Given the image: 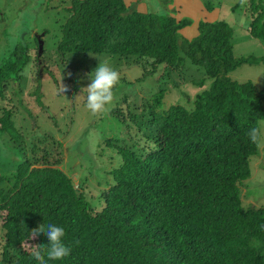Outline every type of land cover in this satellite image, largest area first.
<instances>
[{
    "label": "trees",
    "instance_id": "1",
    "mask_svg": "<svg viewBox=\"0 0 264 264\" xmlns=\"http://www.w3.org/2000/svg\"><path fill=\"white\" fill-rule=\"evenodd\" d=\"M240 7L250 37L264 40V4L240 0L233 9ZM65 12L57 52L71 77L79 70L76 58L89 59L91 68L106 56L140 69L137 84L154 76L156 85L140 105L129 100V80L114 89L125 87L120 109L127 116L118 107L111 112L121 128L101 151L115 164L101 176L107 187L99 193L101 207L91 205L87 178L75 185L50 154L37 157L42 140L26 151L13 109L0 108V134L20 154L8 176L0 175V264H38L32 244L49 241H29V232L48 222L65 230L72 248L48 264H264V207L244 208L241 193L259 154L247 132L264 121V90L229 77L263 60L236 58L233 30L223 21L199 22L188 40L179 32L191 20L141 13L123 0H72ZM26 51L17 46L0 62V104L27 67L35 65L34 78L40 72L38 49L34 58ZM189 69L202 77L180 82L203 89L211 80L209 86L190 106L163 107L177 76Z\"/></svg>",
    "mask_w": 264,
    "mask_h": 264
},
{
    "label": "rangeland",
    "instance_id": "2",
    "mask_svg": "<svg viewBox=\"0 0 264 264\" xmlns=\"http://www.w3.org/2000/svg\"><path fill=\"white\" fill-rule=\"evenodd\" d=\"M71 1L0 0V62L16 50L17 46L26 48V53L34 58L38 49L37 37L43 41V51L37 62L40 70L37 77L34 78L35 71H32L35 65L27 67L24 80L19 83V87L16 85L9 87L6 102L1 103L0 108L13 109V121L22 136L20 142L26 151H29L37 140H42L41 144H37L39 148L37 157L41 158L45 153L50 154L49 161L59 162L57 167L71 178L75 185L81 184V181L87 178L88 182L83 186L86 192L94 195L93 199H90L91 205L101 207L99 193L107 189L103 186L106 178L101 176L115 165L114 159H110L105 151H101L106 148L104 141L117 137L121 128L119 122L113 119L111 112L118 107L124 116H127L125 108L120 109L121 99L126 90L123 86L115 90L114 101L106 114L94 115L87 109L86 93H82V88L91 83L89 74L94 72L100 62L90 68L89 59L83 63L78 62L80 58H76L74 62L79 66V70L71 77L68 65L61 60L57 52V45L62 37V25L69 15L65 9L70 7ZM174 1L176 0H138V3L145 4L148 13L159 15L179 13L181 19L186 18L195 22L204 21L203 12L206 14L205 20L209 15L215 21L226 22L233 30L231 43L234 56L263 60L256 65H242L231 72L229 77L240 83L251 81L257 91L264 90V40L250 37L247 31L249 21L246 12L241 8L243 5L239 9H233L240 0H198L202 6L200 9L197 2L195 5L194 3L187 5L177 0L180 10L176 6H173V9L169 8ZM258 1L264 4V0ZM207 4L211 11H207ZM130 5L137 10V3ZM103 58H107L103 61H107L120 73V80L124 78L133 83L134 86L130 90L134 93L130 95L129 100H135V103L140 105L146 93L156 85L154 76L137 84L136 79L142 73L140 69L125 63V60L108 59L106 56ZM96 61L93 58V62ZM27 71L29 77L25 78ZM188 71L189 73L183 76H177V83L171 82L174 88L175 85L177 87L171 88V92L165 95L163 107L172 104L190 106L195 96L209 86L211 80H207L203 89L197 85L180 82L187 80L192 74L198 79L202 77L201 73H193L192 69ZM160 72L163 70L158 73ZM171 79L175 81L174 75ZM61 83L68 86V92L60 91ZM171 84L168 83L165 87L170 88ZM260 127H264V121L260 122ZM91 131L98 135L94 148L89 147L87 139ZM1 135L3 134H0V175H6L19 161L20 154L16 153L12 141ZM251 171L252 176L248 180V185L241 186L242 202L244 208L257 209L264 207V145L259 146V154L252 161ZM107 179L110 180V177L107 176ZM1 246L0 241V250Z\"/></svg>",
    "mask_w": 264,
    "mask_h": 264
},
{
    "label": "clouds",
    "instance_id": "3",
    "mask_svg": "<svg viewBox=\"0 0 264 264\" xmlns=\"http://www.w3.org/2000/svg\"><path fill=\"white\" fill-rule=\"evenodd\" d=\"M89 55L91 54L89 53ZM89 76L91 83L87 87L82 88V93H86V107L94 115L106 114L109 111V106L114 101V89L119 84L120 73L111 67L107 61L100 60L99 66ZM60 91L62 93L68 92L69 88L61 83ZM247 136L253 144L264 145V127L250 128ZM87 139L89 147L94 148L98 135L95 131H91ZM40 236H46L49 243L43 245L32 244L30 254L38 264H48L49 261L63 260L71 255L72 248L64 243L66 233L62 227L49 222L46 225L42 224L29 232V241L35 240Z\"/></svg>",
    "mask_w": 264,
    "mask_h": 264
},
{
    "label": "crops",
    "instance_id": "4",
    "mask_svg": "<svg viewBox=\"0 0 264 264\" xmlns=\"http://www.w3.org/2000/svg\"><path fill=\"white\" fill-rule=\"evenodd\" d=\"M124 1V3H125V5L126 6H130V4H132V3H137V11L138 12H141V13H145L146 12V7H145V4H142L141 2L140 3H138V0H123ZM183 3H186L187 5L188 4H192V3H194V5L196 4L195 2H197L198 0H181ZM198 3V5H199V9L202 7L201 6V4L199 3V2H197ZM127 4H129V5H127ZM170 4V3H169ZM179 1H174V2H172L170 5V7L169 8H172L173 9V6H176V7H178L179 8V10H180V8L181 7H179ZM140 8V9H139ZM141 9H143V11H141ZM180 13H181V11H180ZM173 17H175L176 19H181V14H171ZM202 15H204V16H206V14L205 13H203L202 12ZM204 16H202V18L204 19V21L203 20H201V21H198V20H196L195 22H193L190 26H188V27H186V28H184V29H182L179 33H180V35L183 37V38H185V39H188V40H191V39H193L194 37H196L197 35H198V23L199 22H207V23H211V22H214L215 21V19H213V18H210V16L209 15H207V19L205 20V17Z\"/></svg>",
    "mask_w": 264,
    "mask_h": 264
},
{
    "label": "water",
    "instance_id": "5",
    "mask_svg": "<svg viewBox=\"0 0 264 264\" xmlns=\"http://www.w3.org/2000/svg\"><path fill=\"white\" fill-rule=\"evenodd\" d=\"M41 36H44V34H41ZM37 41H38V56H41L43 49V41L40 40L39 36L37 37Z\"/></svg>",
    "mask_w": 264,
    "mask_h": 264
}]
</instances>
